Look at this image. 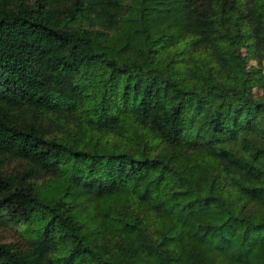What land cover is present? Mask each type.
<instances>
[{"label":"trees","instance_id":"obj_1","mask_svg":"<svg viewBox=\"0 0 264 264\" xmlns=\"http://www.w3.org/2000/svg\"><path fill=\"white\" fill-rule=\"evenodd\" d=\"M253 59L264 0H0V264H264Z\"/></svg>","mask_w":264,"mask_h":264},{"label":"rangeland","instance_id":"obj_2","mask_svg":"<svg viewBox=\"0 0 264 264\" xmlns=\"http://www.w3.org/2000/svg\"><path fill=\"white\" fill-rule=\"evenodd\" d=\"M247 53H250V49L246 50ZM250 72H251V81L248 84V90L254 93H259L260 90L255 83L256 78L264 74V60H251L250 62ZM15 236L8 231L0 229V240H14Z\"/></svg>","mask_w":264,"mask_h":264}]
</instances>
